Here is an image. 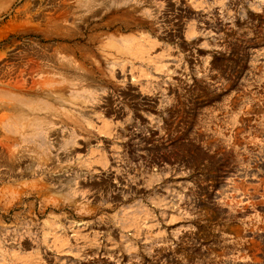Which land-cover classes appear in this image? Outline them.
Instances as JSON below:
<instances>
[{
  "label": "rangeland",
  "instance_id": "rangeland-1",
  "mask_svg": "<svg viewBox=\"0 0 264 264\" xmlns=\"http://www.w3.org/2000/svg\"><path fill=\"white\" fill-rule=\"evenodd\" d=\"M0 264H264V0H0Z\"/></svg>",
  "mask_w": 264,
  "mask_h": 264
},
{
  "label": "bare ground",
  "instance_id": "bare-ground-1",
  "mask_svg": "<svg viewBox=\"0 0 264 264\" xmlns=\"http://www.w3.org/2000/svg\"><path fill=\"white\" fill-rule=\"evenodd\" d=\"M14 128V127H13Z\"/></svg>",
  "mask_w": 264,
  "mask_h": 264
}]
</instances>
